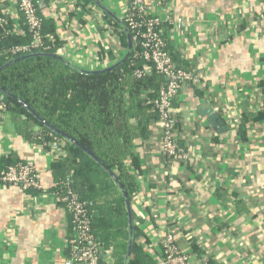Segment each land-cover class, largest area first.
Listing matches in <instances>:
<instances>
[{
	"label": "crops",
	"instance_id": "1",
	"mask_svg": "<svg viewBox=\"0 0 264 264\" xmlns=\"http://www.w3.org/2000/svg\"><path fill=\"white\" fill-rule=\"evenodd\" d=\"M99 1L121 20L130 2ZM171 7L174 19L187 22L163 27L172 61L203 77L200 86L185 84L173 102L178 144L188 159L161 153L155 122L135 149L141 171L130 202L138 242L151 264H161L160 240L168 232L193 264L206 258L264 264V119L239 127L243 113L264 104V0H171ZM40 13L55 26L58 53L74 66L100 70L124 57L118 29L95 2L48 0ZM151 13L163 15L159 8ZM0 14L21 30L15 0H0ZM205 105L226 130L201 115ZM7 155L31 160L43 191L0 183V264H64V241L72 232L51 192L52 153L19 134L6 112L0 115V161ZM103 260L115 259L107 254Z\"/></svg>",
	"mask_w": 264,
	"mask_h": 264
},
{
	"label": "trees",
	"instance_id": "2",
	"mask_svg": "<svg viewBox=\"0 0 264 264\" xmlns=\"http://www.w3.org/2000/svg\"><path fill=\"white\" fill-rule=\"evenodd\" d=\"M47 2L48 0H35L41 18V36L54 37L53 41L44 39L46 48L32 49L25 54H11L10 47L28 44L31 36L23 18L21 30L17 32L12 30L7 17L5 24H0V67L16 59L0 70V89L19 98L49 125L78 141L95 155L117 175L131 200L138 188L137 177L141 171L135 149L139 142L151 135L152 125L157 120L153 99L166 80L154 71L143 77L134 76L133 69L140 67L142 61H134L132 51L121 64L106 71L85 73L71 67L59 57L61 40L58 39L55 26L40 13ZM77 2L83 6L94 1ZM106 17L109 23L118 29L121 42L127 48L125 28L118 25L108 14ZM164 26L169 24L162 22L157 28L162 30L165 49L173 56L163 32ZM127 32L130 35L129 30ZM31 53L46 55L38 54L17 59ZM261 85L259 84L260 87ZM1 95L2 92L0 99L6 105L4 114L7 112L10 115L14 128L27 141L45 147L52 142L62 143L66 154L64 157L54 158L50 164L55 176L54 183L59 182L53 185L51 190H63L61 181L66 177L70 178L69 187L79 198L92 203L91 226L100 245L101 264H123L128 220L124 198L116 183L81 148L39 122L11 96L4 94L1 98ZM243 114L239 122L241 131L247 122L251 124L264 119V104L256 113L246 111ZM241 137L244 139L243 135ZM0 162L1 171L19 161L7 155L2 157ZM27 191L41 192L35 189ZM134 217L133 213V219ZM69 226L72 232L73 227L70 224ZM139 233L140 230L134 223L129 264H151L142 244L138 242ZM191 251L198 253L199 249L192 243ZM107 254H112L115 260L105 262L103 256ZM205 261L207 264H213L210 258Z\"/></svg>",
	"mask_w": 264,
	"mask_h": 264
},
{
	"label": "built area",
	"instance_id": "3",
	"mask_svg": "<svg viewBox=\"0 0 264 264\" xmlns=\"http://www.w3.org/2000/svg\"><path fill=\"white\" fill-rule=\"evenodd\" d=\"M15 1L31 40L28 44H16L10 47L9 52L11 54H25L32 49L46 48L45 40L53 41L54 37L51 35L41 36V18L37 12L35 0ZM155 8L160 9L163 17L151 13ZM122 21L130 32L132 57L134 61H142L140 67L133 69V75L143 77L154 71L166 80L153 99V108L157 114L155 129L159 135L160 151L168 158L187 160V152L178 144L179 135L173 112V102L185 84L191 83L200 86L203 75L195 69L175 66L165 49V43L161 36L162 30L157 28L162 22L172 24L177 28L187 26V22L173 18L171 0H155L154 4L151 5H145L143 0H130L122 16ZM5 22L6 18L0 16V24H5ZM5 109L6 105L0 99V115L4 114ZM48 147L53 159L64 157L66 154L60 142H52ZM61 182L63 190L59 188L55 191L51 190V192L57 201L63 205L68 216V224L73 227L72 234L64 241L66 250L64 264H101L100 245L91 226L90 208L92 203L79 198L69 187V177ZM0 183L19 186L25 191L29 189L43 191L37 168L31 160L17 162L15 165L1 170ZM57 184L59 182H55L53 185ZM160 246L161 264H193L191 254L182 251L174 243L172 232H168L162 237ZM198 264L207 263L199 260Z\"/></svg>",
	"mask_w": 264,
	"mask_h": 264
},
{
	"label": "water",
	"instance_id": "4",
	"mask_svg": "<svg viewBox=\"0 0 264 264\" xmlns=\"http://www.w3.org/2000/svg\"><path fill=\"white\" fill-rule=\"evenodd\" d=\"M105 13H107L116 23H118V25H120L122 28H125L126 30V34H127V48H126V52L124 57H122L120 60H118L115 64L107 67V68H103L100 70H85V69H81L77 66H74L72 63L68 62L64 57H62L61 55H59L60 58H62L64 61H66L71 67L76 68L77 70H80L82 72L85 73H95V72H100V71H106L109 70L111 68H114L116 66H118L119 64H121L128 56H130L131 51H132V41H131V37L128 34V30L125 26V24L123 23V21L119 18H117L112 12H110L104 5H102L100 3L99 0H93ZM38 54H45V53H31V54H27V55H23L17 59H22L24 57H28V56H32V55H38ZM46 55V54H45ZM16 59H13L9 62H7L6 64H4L3 66L0 67V70L5 67L6 65H8L9 63H12L13 61H15ZM0 92H2L1 98H3L4 94H7L9 96H11L12 98H14L17 102H19L30 114H32L33 116H35L37 118V120H39V122H41L42 124H44L45 126H47L48 128H50L52 131H54L55 133L63 136L64 138H66L68 141L72 142L73 144H75L76 146H78L79 148H81L86 154H88L89 156H91L112 178V180L116 183V185L118 186L122 197L124 198V205L126 208V212H127V220H128V238H127V246H126V252L124 255V262L123 264H129L130 258H131V254H132V245H133V237H134V219H133V211H132V207H131V202L130 199L128 198V195L124 189V187L122 186L121 182L119 181L117 175L111 170L109 169L103 162H101L95 155H93L89 150H87L84 146H82L78 141L74 140L73 138H71L70 136H68L67 134L63 133L62 131L58 130L57 128L49 125L45 120H43L40 116H38L31 107H29L26 103H24L23 101H21L19 98L13 96L10 92H6L0 89ZM201 115H205L207 116L208 122L210 125L212 126H220L222 130H226L227 126H225V123L223 121V119L219 118V115L214 112L213 108L209 105H205L203 107V109H201L200 111Z\"/></svg>",
	"mask_w": 264,
	"mask_h": 264
}]
</instances>
